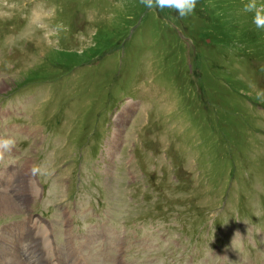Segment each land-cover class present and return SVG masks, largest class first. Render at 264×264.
I'll use <instances>...</instances> for the list:
<instances>
[{"label": "rangeland", "instance_id": "rangeland-1", "mask_svg": "<svg viewBox=\"0 0 264 264\" xmlns=\"http://www.w3.org/2000/svg\"><path fill=\"white\" fill-rule=\"evenodd\" d=\"M246 3L197 0L180 18L139 0H0V138L15 141L0 196L16 205L0 215V264L24 243L27 262L10 260L264 264V29ZM57 122L63 140L43 137ZM71 139L73 153L52 149Z\"/></svg>", "mask_w": 264, "mask_h": 264}, {"label": "clouds", "instance_id": "clouds-1", "mask_svg": "<svg viewBox=\"0 0 264 264\" xmlns=\"http://www.w3.org/2000/svg\"><path fill=\"white\" fill-rule=\"evenodd\" d=\"M140 4L148 9H165L174 10L180 18H185L191 15L195 9L197 0H139ZM242 11L245 13H253L252 22L258 29H264V5H258L257 0H248V3L243 5ZM264 93L257 95V99H261ZM261 102H264L262 100ZM15 147V141L12 138H0V157L4 152H11ZM33 171H36L34 169Z\"/></svg>", "mask_w": 264, "mask_h": 264}, {"label": "bare ground", "instance_id": "bare-ground-1", "mask_svg": "<svg viewBox=\"0 0 264 264\" xmlns=\"http://www.w3.org/2000/svg\"><path fill=\"white\" fill-rule=\"evenodd\" d=\"M28 191H30V192H33V193H35V191H36V189H34L33 187H31V184L29 185V186H27L26 187V189H24V192H23V198L26 196V192H28ZM29 192V193H30ZM29 195V194H28ZM34 196V195H33ZM24 200V199H23ZM26 200V199H25ZM27 201V200H26ZM16 207V205L12 202V200L10 199V197L8 196V195H6V194H3L2 196H0V215L2 214V213H4V212H7V211H9L10 209L12 210V208H15ZM16 210V209H15ZM56 222H58V221H56ZM7 230V229H6ZM10 231L8 230V232H4V235H6V240H4V241H8V239H10V237L8 236V233H9ZM12 234V233H11ZM11 234H9V235H11ZM18 237V236H17ZM16 237V238H17ZM14 238V237H13ZM20 238H22V237H20ZM21 240V239H20ZM9 242V241H8ZM3 243H6V242H3ZM14 243V242H13ZM11 244V243H10ZM8 245V244H7ZM71 245V244H70ZM28 247H29V244H26V243H24V245L19 249V251H15V250H12V251H7V257H6V259H7V261H5L4 260V262H3V264H23L22 262H17V261H12V260H10V258H9V256L12 254V258H14V259H16V260H19L20 259V261H26L27 262V260H26V258H25V256H22V254H25L26 253V251H27V249H28ZM36 250H34L35 252L36 251H38V247L37 246H35L34 247ZM33 248V249H34ZM32 249V248H31ZM5 252V250L4 249H0V257H1V255H3V254H1V253H4ZM42 253V252H41ZM30 254V253H29ZM43 256V255H42ZM32 259V258H31ZM10 260V261H9ZM82 263V262H81ZM36 264H48V263H46V260H44V259H42V258H38V260H37V262H36Z\"/></svg>", "mask_w": 264, "mask_h": 264}]
</instances>
